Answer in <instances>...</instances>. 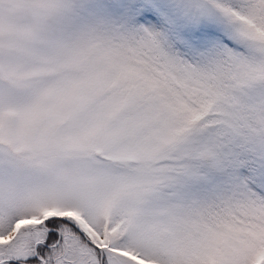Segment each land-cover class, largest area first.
<instances>
[{"label":"snow or ice","instance_id":"obj_1","mask_svg":"<svg viewBox=\"0 0 264 264\" xmlns=\"http://www.w3.org/2000/svg\"><path fill=\"white\" fill-rule=\"evenodd\" d=\"M0 264H264V0H0Z\"/></svg>","mask_w":264,"mask_h":264}]
</instances>
